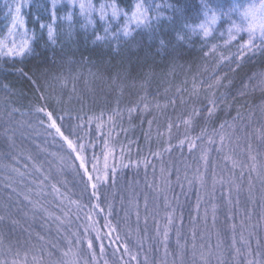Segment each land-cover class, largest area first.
<instances>
[{"label": "trees", "instance_id": "1", "mask_svg": "<svg viewBox=\"0 0 264 264\" xmlns=\"http://www.w3.org/2000/svg\"><path fill=\"white\" fill-rule=\"evenodd\" d=\"M45 1L34 0L35 7L25 13L28 28L36 27L32 20L37 16L47 22ZM92 1H112L129 15L136 3H143L149 8L151 28L156 32L133 28L132 37L119 41L117 54L115 41L111 47L92 43L94 30L104 34L97 18L86 30L82 19L73 18L70 37L68 23L58 20L57 30L65 35L47 47L41 40L36 49L39 55L25 67L27 71L42 59L46 61L48 72L40 75L39 88L12 75L10 63L0 61V68L9 70L0 73V80L10 85V89L0 88V244L5 242L13 249L11 257L23 255L25 246H36L47 210L68 232L78 235L87 234L81 231L80 214L91 217L99 230L98 248L111 264H146L149 259L152 264H190L186 262L189 254L198 255L196 264H203L206 254L215 251L221 260L208 259L211 264H250L253 260L264 264V139L254 131L264 126V113L259 109L264 94L254 76L264 73V54L252 55L234 72L229 69L235 64L217 68L220 54H234L238 46L233 42L231 47H220L204 57L202 47L207 52L213 44H224L219 21L207 41L189 33V47L177 57L172 53L176 42L168 19L174 12L168 6L178 0ZM179 3L191 5L194 16L195 6L202 0ZM228 4L230 0H213L214 7L224 6L222 11ZM158 15L164 19L157 21ZM2 16L0 2V28ZM113 22L109 35L121 28ZM193 23L189 17L177 21V27ZM44 35L46 39V30ZM161 39L172 40V44L161 48ZM214 70L216 76L227 77L213 90L219 98V111L213 121L198 119L195 129L185 132L180 120L187 119L193 109H204L201 117L207 115V93L201 81L211 83L208 77ZM194 81L201 89L198 96L192 95ZM242 91L244 95H240ZM144 104L149 106L146 112ZM137 105L129 117L127 109ZM116 108L122 119L114 117L113 124L108 117ZM238 109L245 119H233ZM149 120L153 121L151 126ZM225 121L235 128L225 129L220 151L216 149L219 137H215L214 146L207 138L199 141L191 152L187 146L179 147L185 137L195 138L204 128L211 134ZM146 133H150V141L145 139ZM128 140L132 144L123 147ZM68 157L74 168L61 177L55 163H69ZM169 157L172 164H176L173 158L178 162V174L165 167H170ZM151 159L156 165L147 170L149 163H143ZM103 160L107 166L102 165ZM150 170L160 185H168L162 193L166 202L157 208L158 233L147 242L134 240L137 234L133 231L132 237L131 228L125 230L118 204L127 202V191L141 185ZM57 188L65 198L62 205L52 194ZM147 191L144 198L150 201ZM167 207H172L173 213L170 222L164 223ZM84 240L80 237L82 248ZM93 241V247H88L92 252Z\"/></svg>", "mask_w": 264, "mask_h": 264}, {"label": "snow or ice", "instance_id": "2", "mask_svg": "<svg viewBox=\"0 0 264 264\" xmlns=\"http://www.w3.org/2000/svg\"><path fill=\"white\" fill-rule=\"evenodd\" d=\"M71 3L75 4V0H70ZM25 6V0H12L11 3L6 5L7 12L5 13L6 19L10 17V27H8L7 31L10 37H18L17 39H11L7 42L0 41V61L5 63H10L11 65V74L18 76L20 79L28 81L34 87L39 88L38 79L41 74H46L48 72V68L46 67V61L42 59L38 63L32 65L27 68L25 71V67L27 66V62L32 60L33 57L39 55L37 53V47L39 46V42L44 40L45 47L49 45H55L57 41L60 39L62 35L65 33H61L57 30L56 23L58 20L57 10H56V0H52V11H51V23H43L41 22V16H37L32 20L33 27L31 30L27 28L28 19L25 15H23V9ZM111 8V18L113 20L117 19L121 15L124 16L127 23H125L118 32L112 33L109 35L111 31L110 28H104V34L100 35L98 33H93V44H107L111 47L112 42L115 41V48L117 54H119L120 43L119 41L124 38L127 39L133 36V28L136 29H147L155 34L156 30L151 28L153 23L152 17L149 15V8H145L143 3H136L133 11L129 15L127 12H122L121 9L116 5H101L99 12V19L101 21H106L109 13L106 9ZM159 7V6H157ZM168 7L172 8L174 12V16L170 19L171 25L169 27V31L174 33L173 39L176 42V46L172 48V53L174 56L183 55V50L189 47V43L191 41V37L189 33L200 37L204 41H207L212 37L213 32L216 30L215 25L219 20L221 24L223 21L221 20L222 16L229 17L230 26L226 29L227 39L224 40L223 45L213 44L209 48V51L204 52L203 47L201 51L205 58H207L210 54H213L220 47H231L233 42H238L236 53L229 54L228 56H224L222 53L219 56V60L217 62V68L221 65L227 63L229 65L235 64V68H230V71H236L242 67L243 61L246 59H250L252 55L256 53L264 54V0H260L259 4L250 5L248 8L240 9V6L237 5L235 7L228 6V11H222L224 6L217 5L213 6V0H202V3H198L196 8V14L193 16L192 6L189 4L180 5L179 0L176 5H169ZM220 8L221 11H217ZM79 10L81 15L85 17H89L95 9L91 5V3H86L85 0H80ZM238 12L240 15L239 23H236L231 20V13ZM73 13H68L64 20L68 23V32L67 35L70 37L72 32V24H73ZM189 17L194 21L192 25L184 24L183 27H177V21L187 20ZM157 21L164 19L157 16ZM93 21L91 19H87V23L85 25V30L88 26L92 25ZM37 27L40 30V34H37ZM46 30V39L44 35V31ZM224 33H221V39L224 38ZM246 37V39H245ZM161 48H168L170 44H172V40L165 41L161 39L159 41ZM204 47H207L205 44ZM55 63V60H53ZM17 64H20V67H16ZM8 68H0V73H8ZM213 76L215 78L213 79ZM254 76L259 80V86L262 88V94H264V73L254 74ZM59 78V77H58ZM227 77H221L215 75V70L212 76H209L208 79L212 81L211 83H207L206 81H201L202 90L207 93L205 99L207 100L206 112L207 115L201 117V113L204 109H193L191 113H189L187 119H181L180 123L184 125L185 132H188V129H195V122L198 119L203 118L205 122L213 121L217 112L219 111V105L217 100L219 99L213 91L214 89H218L221 86L222 79H226ZM253 77H249L251 80ZM0 88L10 89V85L8 83H3L0 80ZM245 91L248 89V85L244 86ZM201 89L197 87L195 81L193 82L192 87V95L198 96L199 91ZM182 91V90H180ZM240 95H244V91L240 93ZM42 96V93H41ZM143 101H141L142 103ZM174 103V101L172 102ZM139 105L133 108L127 109L129 117L137 111ZM157 107H161L157 105ZM166 108V106H164ZM148 104H144L143 111H148ZM259 109L262 113H264V103L259 106ZM51 116V113H49ZM115 118L122 119V114L119 108L113 109V114L108 117L109 121H112L115 124ZM234 120H243L245 117L241 115L240 110H237L236 117ZM248 120L251 121L250 116ZM153 121L149 120L148 124L151 126ZM173 124L170 122L168 124V135H171V129ZM226 128H235V125H230L228 122H222L219 125V129H213L211 134H209L207 128L201 129V132L195 138L193 137H185L179 142V147L184 148L187 146L189 152L193 151L196 147V144L207 138V143L210 146L216 145L215 137H219V147H217V151H220L224 147V142L226 139L225 129ZM254 131L258 134V137L264 139V126L260 129H254ZM146 140H151L150 133L145 134ZM206 160V157H204ZM135 163V162H133ZM198 179L197 177L193 178ZM250 264H257L255 260L251 261Z\"/></svg>", "mask_w": 264, "mask_h": 264}, {"label": "rangeland", "instance_id": "3", "mask_svg": "<svg viewBox=\"0 0 264 264\" xmlns=\"http://www.w3.org/2000/svg\"><path fill=\"white\" fill-rule=\"evenodd\" d=\"M33 1L34 0H25L23 15H25L28 9L35 7L33 6ZM0 2L2 3V7L4 9V16H2V25L0 28V41L7 42L8 40H11V39H17L18 41V37H14V36L10 37L7 31L8 27H10L11 21H10V17L7 19L5 17V13L7 12L6 5L8 3H11L12 0H0ZM45 2H46V5H45L46 12H44L43 14L46 15L47 17L46 23H51L52 0H47ZM85 2L91 3L93 8L95 9V12H93L89 17H85L81 15L80 10H79L80 0H75V4L71 3L70 0H56V10H57V17H58L59 22L65 21L64 17L70 12L74 14L73 18L77 17V18L82 19L84 22L82 23L83 25H86L87 19H91L94 23L97 18L98 21H100L99 24L102 26L103 29L106 27L110 28L111 25H113L112 21H114L113 23L118 22L119 27H122V25H124L127 22L123 15L113 20L110 15V12H111L110 7L106 9V11L109 13V15L106 18V21H101L99 19V12H100L101 5L110 6L114 3L112 1H105V2H100L97 4H95L92 0H85ZM259 2L260 0H230V4H228L224 8L223 11L227 12L228 6L235 7L239 5L240 9H245V8H248L250 5L259 4ZM133 9L130 12H132ZM121 11L124 12L122 9ZM221 20L223 21L221 28L223 30V33L225 34L224 35L225 39H227L226 29L230 26L229 17L222 16ZM231 20L236 23H239V20H240L239 13L238 12L231 13ZM217 22H219V20ZM28 29L31 30V28H28ZM181 134H183V132H181ZM130 144H132V141L128 140L122 146L127 147ZM68 159H69L68 162L70 164L69 163H63V164L55 163V166L57 167V169H60L58 174L61 177H64L65 172L67 171L71 173L70 169L74 168L73 164L75 165V163H73V161L69 157ZM170 159L171 158L169 157V160ZM173 160L176 163L175 165L172 164L170 160V167L168 165H166L165 167L167 168V170L171 168V171H172L173 169V171L176 174H178L177 172H178L179 164L174 158ZM151 162H152V159H151ZM151 162L148 160L147 162L143 163V166H146L145 164L149 163L148 167H146L147 170L151 166H153L154 168L156 165V162H152V163ZM102 165L107 166L105 160L102 161ZM115 168L116 169L119 168L118 163L116 164ZM11 169L13 172L15 171L14 167H12ZM99 169L101 168L99 167ZM77 176L78 174L75 175L74 179H77ZM50 185H52V183ZM167 185L168 183L165 184L164 186L160 185V182H158V177L156 176V174L153 173V170H150L147 173V178L146 179L144 178L141 185H139L138 187L132 188V190L129 189L127 191V198H128L127 202L126 203L122 202L121 204H118L120 214L124 218L123 225L125 226V230L132 229L131 231L132 237H133V231H135V234H137V237H136L137 239L133 238L134 240H139V239L144 240L145 239V241L150 242L153 239V234L157 232V228L159 227V218H158L157 208L162 203L166 202L162 193H164V188ZM75 188L78 189L77 187ZM69 189L72 190V188L70 187ZM147 190L150 191V201L144 198L148 192ZM52 194L60 198L58 199V201H60L61 205L64 203L65 198L63 197L59 188L52 189ZM56 204L58 205V202ZM165 210H166V214H164L165 216L164 223L170 222L169 218H170V215L173 213L172 212L173 208L167 207L165 208ZM48 215H49V212H47V210H44V213H43L44 221L42 222L43 229H42V232L38 236L37 245L34 247H31L30 245L25 246L22 249L23 250L22 253H24L23 255H19L18 253H15V257H11L10 253L13 249H10V246L6 245L4 241H3L4 245L0 244V264H111V262L108 263L107 256L104 254L103 255L101 254L103 253L102 248H98L99 247L98 241L96 240L99 239V236H98L99 230H98L96 223L91 217L89 216L86 217V214L84 213L80 214L81 219H79L78 222H80L79 225L82 228L81 231H84L87 234L78 235V234L68 232L64 223H62L58 218H55V216L53 215L48 216ZM200 219L203 220V217H201ZM163 236H165V234H163ZM80 237L85 238V240L83 241V242L86 241L85 248H82L79 245ZM89 237L91 241L94 240L93 241L95 244L94 252L96 253L92 252L88 248L92 246L91 241H89ZM6 255L9 257H7ZM146 256H149V255L146 254ZM188 256L189 257L187 258L186 262L190 264L197 263L199 259L198 255L195 254L191 256L189 254ZM216 257H218L221 260V257L217 253V251H215L214 253L212 252L207 253L205 256V259H203L204 261L203 264H211L212 262L209 261L208 259H212V258L215 259ZM151 261L152 260L149 259L148 263L146 264H152Z\"/></svg>", "mask_w": 264, "mask_h": 264}]
</instances>
